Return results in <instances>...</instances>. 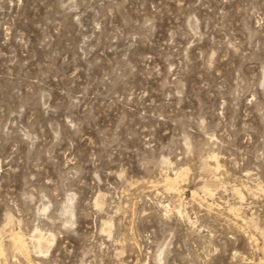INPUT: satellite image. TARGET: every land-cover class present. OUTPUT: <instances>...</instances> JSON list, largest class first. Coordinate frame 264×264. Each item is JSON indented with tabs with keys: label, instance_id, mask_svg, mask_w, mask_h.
Wrapping results in <instances>:
<instances>
[{
	"label": "rangeland",
	"instance_id": "1",
	"mask_svg": "<svg viewBox=\"0 0 264 264\" xmlns=\"http://www.w3.org/2000/svg\"><path fill=\"white\" fill-rule=\"evenodd\" d=\"M0 264H264V0H0Z\"/></svg>",
	"mask_w": 264,
	"mask_h": 264
},
{
	"label": "bare ground",
	"instance_id": "2",
	"mask_svg": "<svg viewBox=\"0 0 264 264\" xmlns=\"http://www.w3.org/2000/svg\"><path fill=\"white\" fill-rule=\"evenodd\" d=\"M176 178V177H175ZM175 178L174 179H168L169 180V185H170V187H173L174 186V184H175V182H176V180H175ZM178 179V178H177ZM167 180V179H166ZM164 181H165V179H164ZM166 186L168 187V185L166 184ZM205 187V189H206V192L208 191L210 194H211V185H205L204 186ZM168 189H169V187H168ZM15 235V234H14ZM17 236V237H16ZM16 238L13 240L14 242H12V243H14L16 246H17V248H19L20 250H26L27 248H26V242L24 243V240H23V238H22V236H20V234L19 233H16ZM32 237H35V239H36V246L38 247V248H41V247H43V246H46V247H48L49 246V244L52 242V237L51 236H49L48 235V237H42L40 234H38V233H34V236H32ZM19 249H17V250H19ZM23 253V252H22ZM25 255V254H24Z\"/></svg>",
	"mask_w": 264,
	"mask_h": 264
}]
</instances>
